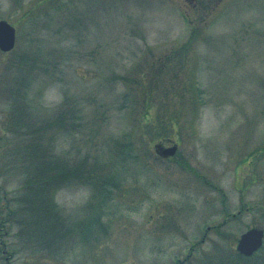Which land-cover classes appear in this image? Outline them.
<instances>
[{
  "label": "rangeland",
  "instance_id": "374dc122",
  "mask_svg": "<svg viewBox=\"0 0 264 264\" xmlns=\"http://www.w3.org/2000/svg\"><path fill=\"white\" fill-rule=\"evenodd\" d=\"M2 19L0 264H264V0H0Z\"/></svg>",
  "mask_w": 264,
  "mask_h": 264
},
{
  "label": "water",
  "instance_id": "95a60500",
  "mask_svg": "<svg viewBox=\"0 0 264 264\" xmlns=\"http://www.w3.org/2000/svg\"><path fill=\"white\" fill-rule=\"evenodd\" d=\"M15 42V30L5 20H0V48L3 50H9L13 47ZM176 146L161 147V154L171 155L175 152ZM263 231L259 228H250L241 233L238 242L237 249L244 255H251L262 244Z\"/></svg>",
  "mask_w": 264,
  "mask_h": 264
}]
</instances>
